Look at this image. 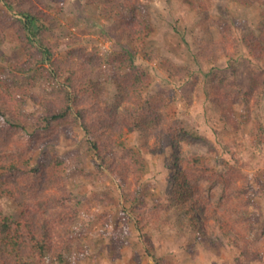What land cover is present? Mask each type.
<instances>
[{
  "label": "trees",
  "instance_id": "1",
  "mask_svg": "<svg viewBox=\"0 0 264 264\" xmlns=\"http://www.w3.org/2000/svg\"><path fill=\"white\" fill-rule=\"evenodd\" d=\"M47 1L51 4L63 2ZM243 2L253 5L264 0ZM189 3L197 4L201 29H206L209 1L189 0ZM97 10L102 18L118 24L116 32L121 47L126 43L129 48L122 47L121 51L101 56L95 48L75 47L80 37L61 26L53 15L42 11L34 0H0V37L12 30L22 51V55L16 57L0 51V58L6 62V68L0 69L3 76L0 79V121L4 123L0 128V264H68L73 248L88 236L87 231L77 232L74 228L79 206L83 203L75 196L78 177L69 172L66 156L43 153L34 163L30 156L40 137L50 136L64 124L78 125L83 130L87 138L86 154L94 156L98 172L106 175V171L109 172L120 190L121 215L113 220L107 235L109 249L115 257L120 256L127 243L126 226L133 222L147 256L154 264H165L156 254L148 235L149 227L166 221L169 213H176L177 219H182V225L193 231L196 239L204 237L200 219L205 218L206 222L210 219L216 222L223 237L236 235L245 245L246 227L238 230L232 216H241L244 224L252 227L255 222L251 212L252 190L256 186L264 191V179L246 175L238 178L239 170L230 163H225L228 171H214L208 156L190 154L183 158L171 157L168 187L163 198L154 199L151 207L146 205L139 188L131 189L130 179L138 182L147 172L144 154L151 136L159 133L169 138L174 155L180 149L178 133L183 130L182 123L166 118L163 113L167 103L172 101L168 96L173 92L150 93L153 64H158L168 79L183 82L193 78L194 70L191 64L178 65L166 60L158 49L142 52L152 30L143 0H101ZM213 23L220 29L221 40L195 39L194 59L197 63L216 65L222 56L226 57L229 77L224 80L220 76L222 80L216 83L218 73L210 69L205 80L226 121L234 123L232 104L247 103L248 93L253 91L256 104L264 100V19L257 25L258 34L248 30L244 36H236L232 26L224 25V21ZM175 30L179 40L165 49L176 54L180 49H187L189 44L185 28L176 25ZM60 37H68V40H59ZM63 42L68 50L65 58H60L58 52ZM241 46L250 58L263 64L260 71L247 77L248 93L238 85L235 75L236 54ZM140 56L142 63L138 61ZM104 64L112 69L115 93L103 104L98 100V88L92 78ZM7 73H14L21 79H10ZM6 79H10L12 85H8ZM45 82L50 92L36 95L35 99L43 115L31 123L22 110L25 99L32 96L33 88ZM124 129L139 135L140 148L133 149L121 140ZM19 133L25 136L21 142L16 138ZM156 142L160 147L161 141ZM203 180L209 185L219 183L227 191L223 212L211 205L201 184ZM3 199L10 200L19 210L17 218L6 214L1 205ZM91 200L93 207L108 203L107 197L99 195ZM80 248L82 250V246ZM251 254L254 258L262 256L258 248Z\"/></svg>",
  "mask_w": 264,
  "mask_h": 264
},
{
  "label": "rangeland",
  "instance_id": "2",
  "mask_svg": "<svg viewBox=\"0 0 264 264\" xmlns=\"http://www.w3.org/2000/svg\"><path fill=\"white\" fill-rule=\"evenodd\" d=\"M100 1L63 0L62 3L51 4L47 0H34V3L42 11L53 15L70 33H76L80 37L75 47H84L87 50L95 48L99 55L105 56L110 52L121 51L122 47L127 49L129 45L123 43L121 47L122 42L116 32L118 24L100 16L97 10ZM208 1V26L201 29L197 4L191 5L189 0H143V9L152 30L145 39L142 52L158 49L166 60L178 65L191 64L194 70L193 78L183 82L168 79L159 70L158 64L152 66L150 93L167 90L173 92V95L168 96L172 101L167 103L163 113L166 118L180 121L183 130L178 133L180 149L175 155L169 138L159 133L151 136L144 154L147 172L138 182L130 179L133 183L131 189L135 187L142 191L148 207L152 206L154 199L160 200L164 196L173 156L183 158L190 154L206 155L214 171H228L225 163H230L239 170L238 178L246 175L264 179V100L260 104L255 103V91L248 93L250 88L247 79L249 75L262 69V62L250 58L244 46L238 49L235 75L238 85L249 94V101L231 105L235 122L229 123L211 97L208 91L211 87L205 80L210 69L218 73L214 80L216 83L222 80L220 76L224 80L229 77L226 57L222 56L216 65L197 63L194 59L197 51L195 39L200 38L203 42L209 38L213 41L221 40L220 29L213 21H224V25H231L236 36H244L248 30L258 34L257 25L264 19V2L252 5L245 4L243 0ZM176 25L185 28L189 46L175 54L165 47L173 46L179 40ZM61 39L67 41L68 37H60L59 40ZM19 46L17 36L12 30L0 37V51L6 55L21 56ZM67 50L65 42L61 43L58 56L65 58ZM138 61L142 63L141 56ZM2 67L6 68V62L0 58V69ZM2 77L0 74V79ZM7 77L21 79L14 73H7ZM10 79L5 80L8 85H12L9 84ZM92 79L98 88L99 102L104 104L110 101L115 93L111 67L108 64L102 65L95 71ZM222 83L226 84V81ZM50 90L49 84L45 82L33 88L32 96L25 99L22 110L31 123L38 121L43 115L41 105L35 100L36 95H46ZM7 121L11 122L10 119ZM3 125L0 121V128ZM16 138L21 142L25 136L19 133ZM158 139L161 141L160 147L157 146ZM86 140L78 125L64 124L50 136L40 137L30 153L33 163L43 153L65 155L69 172L78 177L74 193L83 204L79 206L74 228L77 232L87 231L88 236L73 248L68 255V264H154L147 256L144 243L133 222L126 226L127 243L120 256L115 257L110 251L107 235L113 220L116 221L121 215L120 190L109 172L106 171L108 175L98 172L94 156L86 154ZM121 140L133 149L140 148L142 143L137 133L126 129L123 130ZM96 176L98 178L94 179ZM201 184L204 193L211 199V205L223 212L227 191L219 183L209 185L203 180ZM253 185L255 186L254 182ZM252 192L251 212L255 221L252 227L246 226L241 216H232L238 230L246 227L244 232L248 236L245 245L236 235L223 237L216 222L212 219L206 222L204 217L200 219L204 237L202 240L196 239L193 231L182 225V219H177L176 213H169L166 221L161 220L157 226L149 227L148 236L156 254L165 264H264V191L255 186ZM95 195L107 197L108 203L93 207L91 199ZM1 205L6 214L18 217L19 210L10 200L3 199ZM78 234L83 237L82 233ZM255 248L262 253L261 257H252L251 253Z\"/></svg>",
  "mask_w": 264,
  "mask_h": 264
}]
</instances>
